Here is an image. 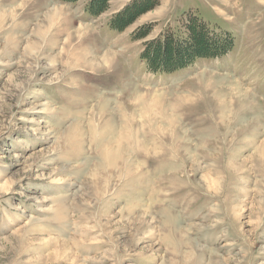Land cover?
<instances>
[{"label":"rangeland","instance_id":"rangeland-1","mask_svg":"<svg viewBox=\"0 0 264 264\" xmlns=\"http://www.w3.org/2000/svg\"><path fill=\"white\" fill-rule=\"evenodd\" d=\"M0 264H264V0H0Z\"/></svg>","mask_w":264,"mask_h":264},{"label":"trees","instance_id":"trees-1","mask_svg":"<svg viewBox=\"0 0 264 264\" xmlns=\"http://www.w3.org/2000/svg\"><path fill=\"white\" fill-rule=\"evenodd\" d=\"M219 40L220 39H218V38H214V39L208 38V40H206V38L205 39H202V40L196 39L195 42H194V45L195 46H191L190 49H189V47L183 48L182 46H179L178 45V50H177V54H176V59H178V65H180L183 62H187L189 59H186V58L189 57L190 51L191 52H194L197 49L196 48L197 46L200 47V48L201 47H206V48H208V51L207 52L209 54H214L215 51H216L215 50L216 47H219V45H218V41ZM221 49L224 50L225 48L222 47ZM169 51L172 54L173 48L172 49L170 48ZM168 56H171L172 57V55H168Z\"/></svg>","mask_w":264,"mask_h":264}]
</instances>
